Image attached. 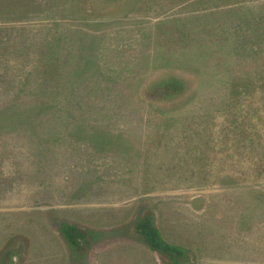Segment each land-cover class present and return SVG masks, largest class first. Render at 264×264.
Here are the masks:
<instances>
[{
	"label": "rangeland",
	"instance_id": "obj_1",
	"mask_svg": "<svg viewBox=\"0 0 264 264\" xmlns=\"http://www.w3.org/2000/svg\"><path fill=\"white\" fill-rule=\"evenodd\" d=\"M0 264H264V0H0Z\"/></svg>",
	"mask_w": 264,
	"mask_h": 264
}]
</instances>
